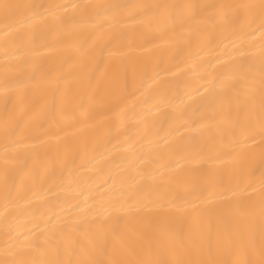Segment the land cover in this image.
<instances>
[{
  "label": "bare ground",
  "instance_id": "1",
  "mask_svg": "<svg viewBox=\"0 0 264 264\" xmlns=\"http://www.w3.org/2000/svg\"><path fill=\"white\" fill-rule=\"evenodd\" d=\"M0 264H264V0H0Z\"/></svg>",
  "mask_w": 264,
  "mask_h": 264
}]
</instances>
